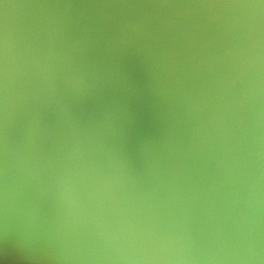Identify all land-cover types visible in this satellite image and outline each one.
Masks as SVG:
<instances>
[{"label":"water","instance_id":"obj_1","mask_svg":"<svg viewBox=\"0 0 264 264\" xmlns=\"http://www.w3.org/2000/svg\"><path fill=\"white\" fill-rule=\"evenodd\" d=\"M0 264H264V0H0Z\"/></svg>","mask_w":264,"mask_h":264}]
</instances>
